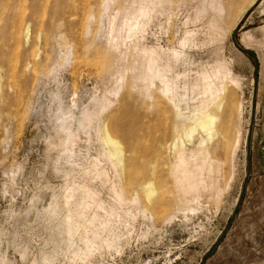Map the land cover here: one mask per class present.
<instances>
[{
  "label": "rangeland",
  "instance_id": "rangeland-1",
  "mask_svg": "<svg viewBox=\"0 0 264 264\" xmlns=\"http://www.w3.org/2000/svg\"><path fill=\"white\" fill-rule=\"evenodd\" d=\"M255 1L0 0V264H264Z\"/></svg>",
  "mask_w": 264,
  "mask_h": 264
},
{
  "label": "water",
  "instance_id": "water-1",
  "mask_svg": "<svg viewBox=\"0 0 264 264\" xmlns=\"http://www.w3.org/2000/svg\"><path fill=\"white\" fill-rule=\"evenodd\" d=\"M258 1H259V0H258ZM258 1H256V2H258ZM256 2H255V3H256ZM237 44H238V43H237ZM239 47H240V49H241L242 51L247 52V53H248V52H251V53H253L254 58L256 57L255 52H254L253 49H247V48H245V47H243V46H240V45H239ZM255 68H257V61H256V59H255ZM252 128H253V119H251L250 122H249V125H248V131H247V137H246V156H247V168H246V172H245V175H244V178H243V183H242V185H241V189H240L239 195H238V197H237V200H236L235 206H234V208H233V210H232V213H231L230 219H229V221H228L227 224H226L225 230L229 227V225H230L232 219L234 218V216H235L236 213H237V210H238V208H239V205H240V202H241V200H242L243 193H244V190H245L246 180H247L248 175H249V171H250V165H249V159H250V140H251ZM225 230H224V232H225ZM224 232H223V233H224ZM223 233H222V235H223ZM222 235H221V236H222ZM221 236L219 237L218 241L220 240ZM218 241H217V242H218ZM215 245H216V243H215L214 245H212V247H210L209 251H210Z\"/></svg>",
  "mask_w": 264,
  "mask_h": 264
},
{
  "label": "bare ground",
  "instance_id": "bare-ground-1",
  "mask_svg": "<svg viewBox=\"0 0 264 264\" xmlns=\"http://www.w3.org/2000/svg\"><path fill=\"white\" fill-rule=\"evenodd\" d=\"M256 1H258V0H256ZM255 1V2H256ZM259 1H262V0H259ZM247 39V38H246ZM241 43H243V46L244 47H248V45H247V41L245 40V38H244V41L243 42H241ZM212 120V119H211ZM214 120V119H213ZM211 125V124H210ZM247 131H248V128H247ZM246 137H247V132H246ZM110 141H111V143L114 145V146H116L117 147V151L119 152V154H120V150H119V147H118V143H117V141L115 140V139H113V138H110ZM245 143H246V141H245ZM238 143H237V141L235 142V144H234V147L237 145ZM117 153V152H116ZM195 175V174H194ZM202 175V174H201ZM201 175H199V176H197V177H193V175H192V179H190L191 180V182L190 183H192V181L194 182V181H201L202 179V176ZM187 178V177H186ZM184 176L182 177V178H180L181 180H178L177 181V183H179L181 186L183 185H186V183H188V180L186 179ZM189 178H191V176L189 177ZM202 182V181H201ZM195 184H196V182H194ZM198 184V183H197ZM200 184V183H199ZM188 185V184H187ZM192 185H194L193 183H192ZM179 186V185H178ZM197 187V186H196Z\"/></svg>",
  "mask_w": 264,
  "mask_h": 264
}]
</instances>
